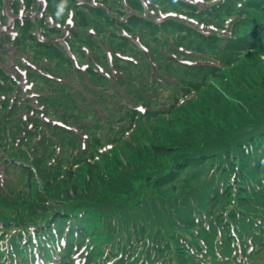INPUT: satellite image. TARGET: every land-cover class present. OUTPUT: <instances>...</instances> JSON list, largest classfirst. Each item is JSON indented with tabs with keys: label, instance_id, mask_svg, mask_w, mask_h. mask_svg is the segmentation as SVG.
I'll use <instances>...</instances> for the list:
<instances>
[{
	"label": "rangeland",
	"instance_id": "1",
	"mask_svg": "<svg viewBox=\"0 0 264 264\" xmlns=\"http://www.w3.org/2000/svg\"><path fill=\"white\" fill-rule=\"evenodd\" d=\"M103 1L57 0L50 4V0H0V66L6 73L0 71V91L12 89L9 95L0 94V102L4 97L5 103L7 100L11 104L17 97L22 99L30 97L34 100L30 82L27 80V68L38 71V65L44 63L45 55L54 57L53 53L42 49L38 43L59 49L64 57L72 60L77 67L85 69L87 75L89 73L86 72V66L88 69L91 68L92 72L104 75L100 66L106 62L99 61L101 59L99 54L89 50L85 59L82 53H73L79 47L85 46L80 41H84L85 36L92 34L97 44L104 45L108 60L111 61L110 65L117 54L109 50L107 40L113 42L115 46L120 44L134 51L133 55L126 56L128 49L121 47L124 54L119 58L126 60V63L120 62L119 70L123 68L124 78L120 80L121 72L116 74L114 71L118 80L116 84L107 85L105 80L91 76L88 79L93 85L98 82L95 90L94 87L85 84L84 77L72 76L69 82L66 80L69 90H82L90 94L88 96L91 98L101 92H107L102 99L106 98V102H109L113 100V91L122 92L126 87L130 89L138 85L133 83L136 75L141 77L145 88L137 86L135 92L131 90L132 95L145 96L146 103L149 101L152 103L150 113H146L147 109L140 106L144 117L141 123L136 125L137 138H141L136 144L139 156L129 149L121 150L116 156L109 158L107 154L101 153L102 162H95L99 170L83 166L78 169L74 179L69 177L61 179L60 182V178L68 176L66 169L70 166L66 162L68 158L61 157L64 162L56 161L60 162V165L53 168L46 166L42 171L28 159L16 158L21 163L11 164V161L4 159L3 151L5 146L9 147L12 144L11 139L3 137L0 133V215L2 219L14 220V224L0 221V232L7 230L8 226L10 228L16 226L14 230L19 229L18 221L27 223L24 232L18 233L15 237L20 240L26 238L21 247L27 245L29 248L25 250L27 252L25 254L20 250L21 255H13V250L6 240L7 233H1L0 248L6 249V252L10 251L9 259L1 264H55L54 261L46 262L41 256L32 261L35 255L34 247L41 249L40 245L47 240L50 233L73 234V227L70 228L73 219L69 218L70 215L58 220L56 216L47 217L43 211L35 212L33 204L39 199L45 198L46 201H50L55 197L51 196L54 188L49 190L47 179L54 181L57 176L58 181L53 183L55 186L59 183L55 188L57 198L62 200L61 205L71 204V195L77 189L79 193L72 202H77L79 207L85 208L86 205L95 210L99 230L106 234L102 237L101 251L91 248L96 257L90 259L87 258V253L93 242L86 243L75 239L74 244H81L83 248L75 264H87L89 261L94 264L106 252L118 256L124 245L127 247L129 244L132 246L139 243L131 236L132 230L123 228L133 210L134 217L142 218V222L145 221L147 226L152 225L151 222L157 224L156 228L152 225L157 234L167 232L164 235L169 238L183 241V237L190 241L192 246L198 248L200 246L198 264H264V249L259 251L256 246V243L264 242V35H262L264 9L257 10L252 6L256 3L262 5L261 1L242 0L245 4L243 10L248 9L241 13L233 12L232 15L226 11H217L220 2L224 0L140 1L147 16L157 24L171 20L189 26L197 35L170 28L149 30L140 27L128 32L122 27H111L102 21L94 22L88 30L81 31L74 21V14L78 8L75 3L80 6L90 4L93 7H104ZM190 5L193 8L188 7ZM105 7L111 17H119L120 11L128 15L134 14L127 0H109ZM243 13L251 20L243 21L241 19L245 16ZM27 20L31 22L28 31ZM121 20L125 21L123 17ZM240 22L246 24L243 30L247 33L238 36L233 30ZM74 35L80 37L76 49L72 48ZM120 38H126V43ZM130 42L132 43L129 44ZM149 48L161 54L169 55L175 52L177 55L169 57L168 64L162 65L168 68H163L164 71L160 72L161 63L154 61ZM153 61L160 64L159 68ZM199 63L205 64V67L214 66L215 74H212L211 69L203 68L200 73L190 67L187 68ZM64 64L66 68L70 67L65 60ZM147 66L150 73L157 70L154 75L160 81L145 76L148 75ZM165 70H168V73ZM174 72L178 73L174 76L177 80L169 77ZM129 75L132 77L127 80ZM104 76L107 77V74ZM17 85L20 86L21 93L15 89ZM196 86L202 89L200 94L195 91ZM177 100L176 105L179 103L183 105L184 111L174 113L176 121L171 122L168 116H166L168 118L159 116L163 107L164 115L176 108L173 105ZM158 104L163 107L160 108ZM4 112L0 108L3 126L1 115ZM41 118L45 120V117ZM129 121L126 122L127 125ZM109 124L111 125L102 128L112 130L114 124L117 128L120 127L114 119H110ZM139 132H142L143 136H139ZM158 135H161L160 139ZM223 141L226 146L220 148ZM155 143L172 148L169 149L172 153L164 157L155 156L150 148ZM196 149L195 154H185L193 153ZM193 155L196 156L193 161L186 163L182 159L192 160L188 156ZM179 159L182 160L178 164H184L186 167V171L181 175L174 176L172 170H165ZM149 161L158 164L157 173H151L152 166L144 164ZM158 186L160 189L156 190ZM241 191L245 196L241 195ZM215 203L216 207H213ZM117 205L119 207L114 208ZM131 207L133 208L129 209ZM233 215H236L237 219H234ZM192 218L193 224L189 220ZM45 222H47L45 226L42 225ZM36 224L38 225L35 226ZM139 225L138 230L141 233L144 228L143 224ZM148 230H151V227ZM170 231L176 232L175 236L168 234ZM61 241L67 245L65 239ZM54 242L55 240L47 245V248L53 247ZM163 242L167 243L164 254L176 252L167 239ZM215 243L223 245L229 252L221 254L212 252ZM129 249L130 247L125 249L127 255ZM256 250L259 252L256 253ZM28 251L32 253L28 254ZM155 258L156 256L153 259L149 258L145 264H152ZM182 261L183 264H190L186 259ZM103 264L111 262L106 263L105 260Z\"/></svg>",
	"mask_w": 264,
	"mask_h": 264
},
{
	"label": "trees",
	"instance_id": "2",
	"mask_svg": "<svg viewBox=\"0 0 264 264\" xmlns=\"http://www.w3.org/2000/svg\"><path fill=\"white\" fill-rule=\"evenodd\" d=\"M55 1L57 0H50V4H53ZM108 1L109 0H104L103 3L106 5ZM140 1L141 0H127L128 6L132 9L134 14L128 15L127 13L120 11L119 17H111L110 13H108V10L106 9L104 4H103L104 7H93L90 4L80 6L78 3H75V6H78V8L76 10V13L74 14V21H76V25L80 28L81 31L88 30L89 26L94 22L99 23L102 21L109 24L111 27H122L128 32L133 31L134 28L137 29L140 27L149 30L170 28L182 33L187 32L197 35L196 32L192 30L189 26L171 20L164 21L161 24L159 23L157 24L155 21H152L150 17L147 16L144 9V5ZM260 1L262 5H260V3H256L255 6L252 5L257 10L264 9V0H257V2ZM244 5L245 4L242 2V0H224V2H220V7L217 11L218 12L226 11L227 13L232 15L233 12L241 13L243 11H246L248 8L246 10H243ZM188 7L193 8V6L191 5ZM262 12H264V10H262ZM243 14L245 15L243 18H241L243 21L251 20V18L246 13ZM122 17L123 19H125V21L121 20ZM245 26H246L245 23L240 22V24L237 25L233 31L237 33L238 36L242 33L246 34L247 32H244L243 30ZM30 27H31V22L27 20L26 30L27 31L30 30ZM76 31L77 30H73V32ZM256 31L258 32L259 30ZM262 35H264V32L262 33ZM209 37L208 40L211 39V36ZM79 38L80 37L74 35V43L72 45L73 49H76V43L78 42ZM95 40L96 39L93 37L92 34L85 36V40L80 41V43L85 44V46L81 48L79 47V49L78 50L76 49V51H73V53H77V54L82 53L85 59H87L86 53L89 52V50H92L95 53L99 54L101 56V59L99 61L106 62L104 65L100 67L104 71V75L107 74V77L92 72L93 70L91 68L88 69V66H86L87 69L86 72L89 73L87 75L85 74V69L83 70L77 67L72 60L64 57L63 53L59 49L54 48L53 46H48L47 44H40L37 42L39 47L53 53L54 57L45 55L44 63H41V65L37 64L38 71L27 68V72H28L27 80L32 85L30 90L32 91V94H34L33 96L34 100H32V98L30 97H26L23 99L17 97V99L14 102H12L13 104H11L10 102L8 103L7 100L5 103V97H4V100L0 102V108H2V110L5 111L1 115L2 121L4 122V126L1 124V119H0V128H1L0 133H2L3 137H10L11 139L10 143H12L10 144L9 147L5 146V149L3 150L5 151L4 159L11 161V164L14 163L17 164V162L21 163L19 160H16V158L28 159L32 165L38 166V168L42 171L45 169L46 166L53 168L54 166L60 165L61 163L60 162L56 163V161L58 160L63 161L61 157L68 158L69 160L66 161L70 165L69 168H66L68 172V176H63L62 178H60L59 179L60 182L61 179H66V178L69 179V177L70 179H74V176L76 175L78 169L83 168V166L84 168L87 167L88 169L99 170L100 168L96 165L95 162L97 161L102 162L101 155L103 153L107 154L109 158L110 156L112 157L116 156L118 152H121V150L129 149L130 151L133 150L137 154V156H139V153L136 150L138 145L136 144L139 142V139L141 138L139 139L137 138L138 132L136 133V131H138V127H136V125L138 126V124H140L142 121V117H144V114H142V112L140 111V106H143L147 109L146 113H150L152 107V103L150 101L148 102V104L146 103L147 101L145 99L146 98L145 96L138 95V97H136L132 95L133 92L131 90L133 89V91L135 92L137 86H141L143 87V89L145 88L144 82L141 81V77L134 75L136 78L133 83H137L138 85H134V87H130V89L126 87L124 89H128V90L123 89L122 92L118 90L113 91V100L109 102H106L107 100L106 98L104 100L102 99L104 98L107 92H101L100 94L94 95V98H91V96H88L90 94H86L82 90H69V84L67 83V81L69 82V79L72 76H80V78L84 77L85 84L91 88L94 87L95 90L97 89L96 84L98 82H96L93 85L88 79L91 76L99 80L100 79L105 80L107 85L116 84L118 79H116L117 75L114 74V71L116 72V74L117 72H121L120 77H122L123 68L119 70L120 68L119 63L120 62L126 63V60L124 61L119 57L124 54L121 50V47H126V46H122L120 44H117L118 46H115L113 42L107 40L108 41L107 47L109 48V50H113V52L117 54V56L113 57V62L110 65L111 61L109 62L108 60L107 52L104 50L105 48L104 45L102 46L100 44H97ZM120 40L126 43V38H120ZM131 43L132 42H130L129 44ZM127 49L128 51L125 55L126 56L133 55L134 51L131 50L130 48ZM150 51L154 61L155 62L159 61L161 63L160 65L159 63L156 64L153 61V64L157 65V67L158 65H160V72L164 71L163 68H168V67H163L162 65L168 64L167 60H169V57L173 58L174 56L177 55L175 52L166 55L156 52L152 49H150ZM41 56L43 55L41 54ZM62 58L66 61V64H70L69 68L65 67L64 60ZM189 60L192 61V59ZM52 63L55 66H53ZM147 64L150 65V63ZM112 65L113 67H111ZM195 65L196 66H192V67L188 66L187 68L190 67L191 69L197 70L200 73L202 72L201 70H203V68L211 69L212 74H215L214 66H208L209 67L208 68L205 67V64H201V63ZM168 70H165V72H167ZM0 71L6 74L5 70H3L1 66H0ZM155 71L157 70H154V72ZM147 72L148 75H145L147 78L150 79V77H152L155 81L157 80L160 81L159 78L155 77L154 72L150 73L149 67ZM177 75L178 73L174 72L172 75H169V77L177 80V78L174 77ZM131 77L132 75H129L126 79L129 80ZM16 78H10V80L12 79L16 80ZM123 78L124 76L120 78V80H122ZM147 78L144 79L147 80ZM162 82L163 81H161V84H163ZM12 84L14 85V83ZM16 84L17 82H15V85ZM19 87L20 86L17 85L15 89H17V91L21 93V89ZM196 87L197 90L195 91H198V93L200 94L202 89L200 88V86H196ZM10 90L4 89L3 91H0V94L6 95L7 93L9 95ZM151 91L152 90H150V92ZM153 91L155 93L157 92L156 90ZM194 93L196 94V92ZM177 102L178 100L173 105L176 108H174L170 113L167 112L166 115H164L163 113L164 107L162 106L163 107L162 108L158 104V106L163 109V111L159 114V116L160 117L168 116L171 119V122L176 121L174 113L177 114L178 112L184 111V106L181 105L180 103L176 105ZM105 112H108L110 114L107 115ZM41 117H45V120H43V118ZM178 118L182 120L180 116H178ZM110 119L111 120L114 119L118 123V125H120V127L117 128L116 125L114 124V128L112 130H108L107 128H102V126L108 127L111 125L109 124ZM127 119H130V121ZM128 121H129V125L126 124V122ZM160 125H161L160 126L161 129H163L164 128L163 125L161 123ZM138 135L143 136L142 132H139ZM160 137L161 135L160 136L158 135L159 139ZM225 141H223V144L220 146V148L226 146ZM150 148L155 156L164 157L172 153V151H169V149L172 148L166 146L165 144L160 145L159 143L158 144L155 143L152 144ZM27 151L29 153H27ZM196 151L197 149L193 153L186 152L185 154H195ZM185 154H183L182 156L184 157ZM188 158H191L192 160H189L187 158H182V159H184V161L187 163L195 160L196 156L194 155L188 156ZM182 159L174 161V163H172L171 166L169 168H166L165 170L166 171L172 170L174 176L176 174L181 175V173L186 171V167L184 166V164H178L179 161H181ZM93 160L95 161L93 162ZM241 163H242V159H241ZM144 164L152 166L151 173L154 174L158 172V164H156L155 162L152 163L149 161V162H145ZM239 165L237 167H239ZM172 167L175 168L172 169ZM237 167L236 170L238 169ZM55 169L53 171H55ZM160 169H163V167H160ZM40 174L44 176V174L42 173ZM55 174L57 173L55 172ZM59 177L61 176L59 175ZM47 180H48L47 187L49 188V190H51L52 187L54 188L52 190L51 196L54 195L55 197H52V200L50 201L49 200L46 201L45 198L39 199V201H36L33 204V207L35 209L34 211L35 212L43 211L48 215L47 217L56 216L57 217L56 220L64 216L68 217V215H70L69 218L73 219V221L70 223V228L71 226L73 227L72 228L73 234L55 235L54 233H50L47 240L44 243H42V245H40V247H42L41 249H38L36 248V246L35 247L33 246L35 248L34 254L36 256L35 255L33 256L32 261H35L38 256H41L42 259L46 260V262L54 261L55 264H75L77 256H80V254L83 252V248L81 244L78 245L74 244L75 239H78L81 242L84 241L86 243L93 242L92 246H90L88 249L87 258L90 259L96 257V254L94 253L93 250H91V248L99 249V250L102 249L101 246L103 243L102 237L105 236L106 234L100 232L99 230V226L97 223L98 221L95 216L96 215L95 210H92L86 205H84L85 208L79 207L77 205V202L76 203L72 202L77 198L76 195H78L79 193V191H77V189L75 188L74 189L76 191L74 192V194L72 192L73 195H71V199H72L71 204L62 206L61 205L62 200H60V198H57L56 195L57 190L55 188L56 186L59 185V183L56 186L53 183L54 181H58V176L55 178L54 181L49 179ZM230 184H228V187ZM235 187H240V186H235ZM158 189H160V186L156 188V190ZM168 191H170V189ZM223 191L225 192V190ZM241 195L245 196L244 192L241 191ZM68 200H70V198ZM87 200L91 201L90 199ZM108 206H110V204ZM214 206L216 207V203L213 204V207ZM118 207L119 205L115 206L114 208H118ZM52 208L54 209L52 210ZM132 208L133 207L129 209ZM211 209L213 208L211 207ZM187 211H192V210H186V212ZM134 212L135 210H133L129 214V216L126 219V223L123 224V228L127 230H132L131 236L134 238V241H138L139 243L133 244L132 246H130L131 244L127 245V247H130L129 255L125 253V249H127V247L126 245H124V247H121V252L118 256H114L111 252H106V254L105 253L102 254L100 258L96 260L97 262L94 264H103L105 263V260L106 263L110 261L111 264H145V261L149 260V258L151 257L153 259L154 256H156L155 258L156 260L152 264H183L182 260L185 259L186 261L190 262V264L191 263L198 264L200 258L197 257V255L201 254L200 246L199 248L198 246L195 245L192 246V243H190V241L183 239V237H182L183 241L178 240V238H172V237L169 238L167 235H164L167 232H165L164 234H157L153 229V226L154 228H156L157 224L151 222L153 226L152 225L147 226L146 225L147 223L145 221L144 223L142 222L143 220L142 218L134 217L133 215ZM193 218H195V216H193ZM193 218L189 219L191 220L192 224L194 221ZM233 218L237 219L236 215H233ZM0 221L2 223L14 224L13 219L11 220L2 219L1 215H0ZM19 222L20 221H18V224H20V226H18L19 229L14 230V228H17L14 225L15 226L14 228H10L8 226L7 230H1L2 232H0V234L7 233L6 240L11 250H13V255L15 256L21 255V253L19 252L20 250H22L23 253L25 254L27 253L25 250L29 249L27 245L24 248L21 247V243L26 238L20 240V238L17 239L15 237V235H17L18 233L20 232L23 233L24 232L23 230H25V228L28 225L27 223L24 222L19 223ZM47 222H45L42 225L45 226ZM140 223L143 224L142 226L144 228L141 233L140 230H138ZM37 225L38 224H36L35 226ZM149 227H151V230H148ZM70 228H68V231H70ZM74 230H75V234H74ZM39 233H42V231H39ZM175 233L176 232L170 231L168 234H170L171 236H175L174 235ZM62 239H65L67 241V245H65V243L62 244L61 241ZM164 239H167L169 245L175 248L176 252H170L168 254H164L165 252L164 248H166L167 245L166 242H163ZM53 240H55L56 243L54 242L53 247L49 246L47 248V245H49ZM47 241L49 242L46 243ZM175 244H178V246H176ZM256 246H258L260 251L264 249V242L262 243L258 242V244L256 243ZM259 251L256 250V253ZM212 252L221 254V253H228L229 251L227 248H224L223 245L220 244L218 245L217 243H215V246H212ZM30 253H32V251H28V254ZM9 256H10V251L6 252V249L0 248V264L6 259H9ZM29 264H33V263H29ZM87 264H92V262L89 261L87 262Z\"/></svg>",
	"mask_w": 264,
	"mask_h": 264
}]
</instances>
